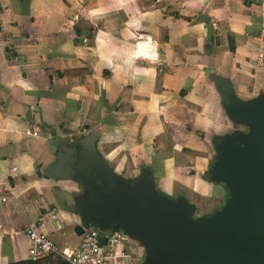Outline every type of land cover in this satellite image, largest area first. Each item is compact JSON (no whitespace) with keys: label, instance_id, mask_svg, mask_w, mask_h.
<instances>
[{"label":"crops","instance_id":"crops-1","mask_svg":"<svg viewBox=\"0 0 264 264\" xmlns=\"http://www.w3.org/2000/svg\"><path fill=\"white\" fill-rule=\"evenodd\" d=\"M263 22L244 0H0V264L31 261V226L80 244L85 153L132 185L149 171L194 219L221 209L207 173L236 125L214 79L264 96Z\"/></svg>","mask_w":264,"mask_h":264},{"label":"water","instance_id":"water-1","mask_svg":"<svg viewBox=\"0 0 264 264\" xmlns=\"http://www.w3.org/2000/svg\"><path fill=\"white\" fill-rule=\"evenodd\" d=\"M214 81L229 118L253 127L248 137L215 138L216 159L207 175L229 189L226 204L193 219L195 208L185 199L154 191L149 171L132 185L85 153L79 159L90 162L92 171L74 178L87 187L88 203L75 232L120 230L144 247L141 264H264V96L242 102L227 81Z\"/></svg>","mask_w":264,"mask_h":264},{"label":"built area","instance_id":"built-area-1","mask_svg":"<svg viewBox=\"0 0 264 264\" xmlns=\"http://www.w3.org/2000/svg\"><path fill=\"white\" fill-rule=\"evenodd\" d=\"M244 3L264 13V0H244ZM262 28L264 31V22ZM27 236L31 261L59 258L66 264H134V258L129 254L133 250L132 244L120 230L86 228L77 247L62 250L34 226L28 228Z\"/></svg>","mask_w":264,"mask_h":264},{"label":"rangeland","instance_id":"rangeland-1","mask_svg":"<svg viewBox=\"0 0 264 264\" xmlns=\"http://www.w3.org/2000/svg\"><path fill=\"white\" fill-rule=\"evenodd\" d=\"M81 41V42H85L87 39H84V38H75V41ZM221 101H222V99H221ZM222 103V102H221ZM224 111H225V113H226V110L224 109ZM226 116L228 117V119L234 124V125H236V127L234 128V130L233 131H231L230 133H234V134H238V135H242V136H246V137H248V136H250L251 134H252V132H253V127H252V125L251 124H249V123H242V122H236V121H233V120H231L230 118H229V116L227 115V113H226ZM239 125V126H238ZM228 135V133L227 134H225L224 136H221V137H225V136H227ZM215 159H216V153H215ZM215 159H214V161H215ZM214 161H213V163H214ZM213 163H212V165H213ZM222 185V184H221ZM222 186H224V185H222ZM224 188H225V192H226V195H227V199H226V202L228 201V198H229V196H230V191H229V189L226 187V186H224ZM226 204V203H225ZM194 219V218H193ZM128 237V236H127ZM128 240H129V242H131V241H135V240H133V239H131L130 237H128ZM140 247V246H139ZM133 258H135L134 256H133ZM57 262V260H55V259H52V260H40V261H38V262H36L37 264H54V263H56ZM134 264H140V263H138V262H135L134 261Z\"/></svg>","mask_w":264,"mask_h":264},{"label":"trees","instance_id":"trees-1","mask_svg":"<svg viewBox=\"0 0 264 264\" xmlns=\"http://www.w3.org/2000/svg\"><path fill=\"white\" fill-rule=\"evenodd\" d=\"M59 75L63 77V76H67V75H69V73H68V72H64V73H59ZM52 259L57 260V262L54 263V264H66L64 261H62V260L59 259V258H50V259H44V260H52ZM39 261H40V260H39ZM36 262H38V261H28V262L21 263V264H37Z\"/></svg>","mask_w":264,"mask_h":264}]
</instances>
